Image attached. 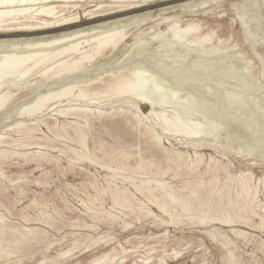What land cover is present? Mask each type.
Segmentation results:
<instances>
[{
    "label": "bare ground",
    "instance_id": "6f19581e",
    "mask_svg": "<svg viewBox=\"0 0 264 264\" xmlns=\"http://www.w3.org/2000/svg\"><path fill=\"white\" fill-rule=\"evenodd\" d=\"M85 1L86 0H0V118L3 117L4 112L8 110L9 106L12 104L13 101L23 100L21 101L22 105L21 106L19 105L20 107L18 108V110L16 108L17 110L15 112L16 114H14L13 117L11 116L7 118V119H14L13 126L10 131L15 132L17 133V135L19 134L21 136L20 140L14 141V143H15V146L20 149L19 151H22V152L13 153V152L1 150L0 148V167L11 166L14 160L13 158L15 156H18L19 158H22L25 161L26 165H29V164L35 165L36 169L42 168L46 165L56 170L61 169L62 165L59 159L50 157L48 154L42 153L40 151L30 152L29 148L31 147L33 148L34 146H39V145L42 146L44 142L46 143L47 141H49L50 143V141H53V140H50L49 137L39 138L41 128L44 126L48 129V131L52 132V134L54 135V138L59 139L60 137L62 138L64 135H66L65 137L67 138V140L71 143H74V145L77 146V148H69V151L71 152V155H72L71 158L68 160L69 168L72 169V166L75 163L76 164L77 163L79 164L89 163L90 165L99 164L100 163L99 160H102L103 162V159L108 158V159H111L110 161L113 164L118 165V166L115 165L116 167H118L117 169L126 173L128 172L127 171L128 169H131V166L126 163L131 158L135 159L134 154H132V152H130L129 150L132 146L129 149L127 148L128 149L127 151H125L126 149L123 148L124 152L122 151L120 152L123 154V156L120 158L118 157L116 153L118 152V150L116 151V149L113 148L112 146L111 148H109L110 150H107L105 148L104 143L106 144V142L102 138V136H98L94 138L93 140L94 141V144H93L94 151L99 150L101 152L100 156H97L98 154L92 151L93 149L91 151L96 153L97 155L96 154L93 156L90 155L88 151L89 149H88L87 143H88V137L91 133V128H92L94 121H98L102 125L101 127L103 128L104 133L107 134L108 136L113 137L114 140L116 139L121 140L120 139L121 135L117 131L114 132V130H117L116 126L122 125L123 124L122 122H124V124L125 122L126 123L129 122L134 127L143 129L144 135L148 136V139L146 138L144 143L146 144L148 149H150L151 151L154 150L156 152V155L162 153V156L160 155V157H163V160L159 161V158L156 157L155 159H158L159 161L158 164H154V165L152 164L149 166H145L144 159H143L144 162L137 161L135 165V169L138 171H141V170L144 171L145 178L143 177L144 179H142L139 183H136L135 180L131 179L130 177L122 176L121 177L122 183L123 184L130 183L134 187L136 192L141 193L148 200V202H150L153 205L154 209L158 210L162 215L169 217L170 221L166 222L163 219H159L157 216L153 215L154 213L152 212V210L148 209L147 206L143 205L142 203H140V205L137 204L135 200L136 198L129 192V190L119 186V184L117 183L115 179L114 174H113L114 176L110 178L111 180L107 183L108 187L101 191V193L103 194L108 193L110 195V199L113 204L111 207V211H113L116 207H118L120 208L121 215L129 219L133 217L137 221H140V224H141V221H144V220L146 221L147 218H150V220H152V224L161 223L163 225L178 226L180 224H184L185 221H188L190 223L189 225H200L201 227H205L206 230L204 232L211 239L212 243L216 245L217 247H221V249L224 250L225 254H224L223 259H224L225 264H242L241 258L236 255L235 244L237 241H242L245 245H247V243L251 242V240L248 238V234L246 233V231L239 230L236 227H245V228L257 229V230L264 229V208L261 206L262 204L258 202V196L262 191V186L264 185L261 183H263L264 181L260 179L257 184H254L253 174L250 171H244V172H240L237 179L226 180L224 184H218L221 180L220 178L222 177V176L220 177L221 172L223 171L225 172V170L223 169L224 166H222V164L218 161H213L211 158L210 162L206 164L205 167L202 168L200 166L202 165V162L204 160L203 159L204 155L198 153V151H200V149L204 147H210L211 149L217 150L216 146L211 142L214 140L209 141L211 139L209 138V136H212V135L216 136L218 135V133H220L219 131H221L220 128L223 124L221 126L219 125L221 123L219 121V118H220L219 116L222 115L223 113L225 114V112H223L222 114L219 113L220 114L219 116H218V112L216 113L217 115L215 114L218 117L217 121L220 122L219 124L217 123V125L215 126H211L208 124L203 125L202 122L198 123L199 121L191 123L190 119L187 117V112L185 110H181V111L180 109L179 111H172V110L169 111L168 110V112L172 111L170 115L169 114L165 115L164 114L165 111L162 113L160 108L162 109V107H164L163 109H166L165 107L166 103L172 99L168 100L166 96H169V95H166V96L164 94L162 95V93L165 90L163 91L159 89V91L160 90L163 91L160 94L161 91L160 92L158 91V86L156 84L163 82V80L160 79L159 81L155 82L154 80L157 77L156 76L157 74L154 75L155 73L153 74L155 76L154 80H151V78L153 79V76H152V73L150 75L149 72H152V70H157L159 73H161V75L163 74L165 76L167 74V73L164 74L165 71L166 72H169V71H167L166 69H163L164 67L162 69L161 67L155 68V69L153 68L149 69L150 67H152L151 65L150 66L148 65L149 67L145 66L147 65L145 63L149 62L150 60L149 58L147 59L142 58L144 60H141V61H139L141 57L135 61L133 59V61L131 60V62H129V66L127 67L126 66L122 67L123 64L120 65V67L117 66L111 69L102 68L104 64L97 67L98 64L103 61L102 59L109 55H110L109 59L116 58L118 54L120 53H122L120 58L124 57L125 55L126 57L132 56L131 50L135 51L136 48H142V46L144 45L145 47L147 45H150L147 43L149 41L148 39L156 40V41L164 40V41H167V43L169 41L170 44L169 43L166 44L167 46L161 45L160 47L157 48V49H164L163 52H166V55L169 49L171 48V46L173 47L177 46V48L178 47L185 48L190 53L198 52V51H202L201 53H204V51L207 48H211L210 50L216 51V50H219L221 45L224 43L223 40L221 38L214 40L215 32L213 30L208 31V32H203L202 25L199 22L196 23L195 21H189L188 23L182 24L181 20L179 19V16L177 15L176 16H166L167 14L165 13L160 14L163 17L159 18L156 24L151 25L148 29H142V27L146 25L145 22L154 20V18L152 17L148 18L149 16H151V13H142V14H139V13L151 11V9L156 6L166 7V8L160 9V11L164 12L166 10L171 9V7H168V5L171 2L185 1V0L93 1L95 5L90 10L84 9L87 5ZM215 1L216 0H200L198 1V3H196V5L195 3H188L186 5H183L181 8L197 7L199 8V11L203 10L204 12L207 13L208 12L207 9L210 7V6L208 7L207 5L208 4L213 5ZM218 1L220 2V0ZM210 8H213V7H210ZM263 10L264 9H262V11ZM135 14H139V15H135ZM251 20H254V19H251ZM251 20L249 23H251ZM239 21L243 29L247 28V22L245 21V18L243 16H240ZM89 25H92V26H89ZM162 25L165 26L166 28L164 30L158 29ZM257 26L258 24L256 25V27ZM263 37H261V35L259 34L258 35L254 34V32L251 33L250 31L248 32L245 31V40L253 48L259 45ZM214 41H216L218 45L212 44ZM145 43H147V45ZM148 47L150 48V46ZM148 47L146 48L148 49ZM226 48H228V46ZM128 52L129 53L131 52V55H127ZM145 53L146 51H144V54ZM148 53H151L152 57L153 55H158V54H152V52L150 51ZM201 53H197V54H201ZM238 55L241 56V54H238ZM244 56L245 54L243 55V57ZM162 57L163 56L161 55V60L163 61V59H165L166 57L163 59ZM132 58L134 57L132 56ZM232 58H236V57L232 56ZM119 59L115 61L116 62L115 64H119V62L117 63ZM183 59H185V57ZM241 59H242V56H241ZM124 60H125L124 62H127L126 59ZM97 62L98 64H96ZM121 62H123V60ZM184 63H186V61H184ZM199 65L200 64L196 62L195 64H193L191 68V70L193 69L192 72L195 70L194 72L196 73V76L198 75L197 73H199L200 71L202 72V70L200 69H203L202 67H198ZM241 67L243 68L242 65ZM183 68L184 67H182L181 69ZM173 70L174 69H172L170 72L172 73ZM244 70H247V69H244ZM176 73H179V72L175 70L173 72V75H175ZM193 73H190V75ZM180 74L182 73L180 72ZM184 74L185 73H183V75ZM249 75L251 76L252 74L249 73ZM173 77L174 76H172V78ZM174 79L177 80L176 75ZM227 79L229 80L228 77ZM227 79L226 81H228ZM232 79L234 78H230L231 81L230 80L229 81L231 83H234L235 79L233 80L234 82H232ZM194 80L196 81V79ZM246 80L248 79H244L243 81H246ZM187 81L189 82L188 78H187ZM179 82L182 85L186 83L185 82L183 84L182 83L184 82L183 80L182 82L181 81ZM179 82H175L176 86L178 85L177 86L178 88L181 87L179 86ZM236 82L238 83L239 81H236ZM152 83H153V89L151 91L153 94L151 96L154 95L155 97H158L159 95H162V98L163 96H165V98H167L168 100L167 102H165L166 99L164 98H163V101L158 100L159 99L158 97L157 100L160 101V103H162V104H159L158 102H156L157 100L155 101L154 97H153L154 99H152V97H149L147 93H145L148 88H151ZM241 83H242L241 85L242 88L245 87L243 86V83L245 82L241 81ZM165 84L166 83H164V85ZM193 84L194 83H192L191 85ZM247 84L245 83L244 85H247ZM191 85L189 88L191 89V91L199 87V86L196 87L195 85V88L192 90ZM222 85L220 84L217 86H222ZM217 86H215V89ZM249 86L250 85L246 86L248 88L245 87V89L247 90L244 89V91L249 92L250 90L251 92L252 88L249 89ZM201 87H205V86H201L200 84V88ZM218 88L219 87H217V89ZM29 91H32V95L34 96L31 97V94L29 93ZM195 91L197 92V90ZM248 92L247 94H245L246 92H244V94L248 96L247 101H249V95H250L248 94ZM183 94L184 93H182V95ZM251 94H254V93L251 92ZM179 96L181 97V95ZM247 96H244V97L247 98ZM192 97L194 96L192 95ZM239 97L241 96H238V98ZM200 98H202L201 95H200ZM204 100H206V98ZM200 101H202V104L204 103L203 100H200ZM200 101L199 103H201ZM110 102L119 103L121 109H119L116 112L114 110L115 112V113L113 112L114 114H111V113L106 114V112H103L100 110L102 107L99 108V105L105 104L106 106V104L107 103L109 104ZM175 102L174 104H172V106L175 105ZM197 102H198V99H197ZM177 103L179 104V102H176V104ZM235 103L237 102L235 101ZM238 103H240L242 107V103L241 102H238ZM195 104H198V103L195 102ZM209 104L211 105V103ZM142 105L147 106L149 108V111L147 113H144L141 110L140 107ZM205 105L208 106V104L206 103ZM233 105L235 107L236 104L233 103ZM213 107L215 106L213 105ZM191 109H193V107ZM197 109L195 108L194 110H197ZM176 110H178V108ZM205 110L206 108H204V111ZM223 111H224V108H223ZM225 111H228V110L226 109ZM195 112H198V111H195ZM201 113H203V110L201 111ZM204 114L202 116H206ZM207 114H209L208 111H207ZM245 114L243 116V114L241 115L239 113L240 115L239 117L242 118L243 116V118L246 119L248 113L246 116ZM251 114L252 113H250L249 115L251 116ZM202 116L199 118L201 119ZM193 117H196V115ZM255 117L254 119H256ZM207 118L211 119L212 117L210 118V115H209V117L207 116ZM221 118H223L225 122L228 121V119L225 120L226 117L225 119L223 116ZM233 118L234 117H232L231 120ZM204 119L206 120V118ZM214 119H216V117ZM214 119H213V122H214ZM249 119L253 120L251 119V117L250 118L248 117V123H251V122L253 123V121L249 122ZM236 122H234V124H238ZM242 122H240L239 125ZM218 125L220 127H218ZM124 127H126V125ZM5 129H8V128H5ZM138 130H135V132H137ZM223 131L224 130H222V132ZM245 133H247V130L245 132V130H243L242 128H239V130L236 131L234 135L237 138H242L244 137ZM134 135H131V136L133 137ZM162 135L179 136L182 139H185V141L186 140L189 141L190 142L189 145L191 146V148L196 151V155H194L195 160L189 161L190 159L187 158L188 161L183 162L184 160H186V157H187L186 156L184 158V153L179 152L176 154H172L170 152V149L166 148L161 143ZM110 139L111 138H109V140ZM135 140H138V138ZM229 140L230 139H228L227 142H229ZM230 141H232V139ZM245 141L246 140L244 141L241 140V142H245ZM60 142H62V140H60ZM14 143L11 142L10 140H5L4 136L0 135V145L6 144V146L7 145L10 146V145H13ZM116 144H117V141H116ZM124 145H125V142H124ZM124 145L122 147H124ZM127 145H125V147ZM44 146L49 147V145L47 144H44ZM133 147L135 148V146ZM246 148H249V146H247ZM140 149L142 150V148ZM134 151H138V149ZM251 151H249L251 154L248 153V151H246V153H248L247 155L249 154L252 155V153L254 152L255 154H258L256 153L257 150L255 151L253 150L254 152H251ZM147 152L148 154L146 155H150L149 154L150 152L149 151ZM240 152H242V150H240ZM148 157H152V155ZM108 159L104 161V163L105 162L109 163L107 162ZM184 166L186 167L185 175L188 178L192 177L191 179L193 180L191 181V179L189 178L190 181L185 182L182 185V187L180 186L181 188L179 189L177 188L174 189L170 187L169 184L164 181V177L166 175H169L168 174L169 172L174 171L173 176L175 177V179L176 177L180 178V174H178V171ZM101 168H105V167L103 166ZM108 169H110V171L113 170L109 167ZM123 172L122 174H125ZM129 172L131 175V171ZM207 175H210L209 177H212L211 182L209 181V179H208L209 182L208 181L206 182L200 179L201 177L207 176ZM86 178H87V183L89 185L93 186L95 184V179L93 177L86 176ZM186 178L183 180L187 181L188 178L187 179ZM195 178H199L200 180L195 181L196 180ZM228 178H229V175H228ZM11 183H14V182H11ZM14 185L15 184H13V186ZM5 190H6V187L3 186L2 182L0 181V198L4 194ZM20 193L24 194L23 192H20ZM263 193H264V190H263ZM32 204H34V202ZM87 211H88L87 213H89L90 209L88 208ZM88 216L93 221L107 222L109 224H114L117 221V219H120V217L110 212H102L96 215L90 214ZM43 217L45 218V216ZM23 218L27 222H30L29 219H26L25 217ZM5 219L6 218H4L3 215H0V237L7 236L10 233L16 234V235L19 234L20 238L16 240L14 239V243L15 245L17 244L18 246L21 245L24 248L28 246L36 247L44 242L42 238L43 233L38 232L37 229H33V228L20 229L17 227H11L6 223ZM123 222H124L123 223L124 228L128 229L130 227V223L127 221H123ZM80 224H81V221H80ZM51 225H52L51 228H54L53 227L54 225L53 224ZM216 226L226 227L229 230L223 233H220L219 231L220 229H217ZM86 227L91 231L94 229L93 226H86ZM207 227H213V229L209 230L207 229ZM229 234H233L235 236V239H236L235 242L228 239ZM103 243L104 241L101 244ZM157 243L160 244L163 250L162 253L156 251L155 247L151 248V247L145 246V247H148V249L154 250L156 252V256L155 258H152V259L140 257V261H139L134 258L137 253V251L134 250V247L131 249H127L120 242H114V239L109 238V240L106 241V244L108 245L106 252L102 254L101 256L87 262L86 264H113V263L115 264H168L167 258L169 256L164 253L165 249H167L168 247L165 237L160 238L157 241ZM80 244L81 243L78 239L76 238L73 239V243L69 246V249L67 251L60 252L56 257L52 258L51 264H59L66 259H70L74 257V252L80 249ZM94 245L95 243L86 244V246L80 250V253H83L84 251L88 252V250ZM49 246H51V244ZM261 248L262 247L258 245V249H261ZM172 251H173V254L171 255H174L173 256L174 258H178L180 256V252H175L174 249ZM12 254L13 253H11L7 249V247L4 248V246L1 247L0 245V264L7 263L10 260V257H12ZM263 254H264V251H263ZM117 258L120 259L121 261L116 262ZM179 258H181V256ZM47 260L48 259L45 257L40 262V264ZM15 264H17V262ZM69 264H82V263L76 262V263H69Z\"/></svg>",
    "mask_w": 264,
    "mask_h": 264
},
{
    "label": "rangeland",
    "instance_id": "374dc122",
    "mask_svg": "<svg viewBox=\"0 0 264 264\" xmlns=\"http://www.w3.org/2000/svg\"><path fill=\"white\" fill-rule=\"evenodd\" d=\"M93 1H106V0H86L85 2L87 3V5L84 9H87V10L92 9V7L95 5L93 3ZM198 1H200V0L176 1L177 3L171 2L168 5V7H171V9L166 10L164 12L160 11V9L166 8L163 6H156V7L152 8L151 11L141 12L139 14L151 13V16H149L148 18H151V17L154 18V20H150V21L145 22L146 25H144L142 27V29H148L151 25L156 24L158 22V19L163 17L160 14L165 13V14H167L166 16H176L177 15V16H179V19L181 20L182 24L188 23L189 21H195L196 23L199 22L202 25L203 32H208V31L213 30L215 32L214 33V36H215L214 40L221 38L224 42L221 45V47L219 48V50L212 51V50H210L211 48H207L206 49L207 52L205 50L204 53H201L202 51L190 53L185 48L181 47L182 48L181 49L179 47L177 48V46H174V47L171 46V48H170L171 50L169 49L170 52L168 51V53L166 55V52H163L164 49H157V48L160 47L161 45L164 46L168 43L170 44L169 41L167 43V41L163 40L164 41V43H163L162 40H160L161 41L160 42V41L148 39L149 41L147 43L150 45H147V43H145V44L147 45L146 47L150 46V48L148 47V49H147L144 45V46H142L143 49L142 48H136L135 51L131 50L132 56L134 58H132V56L126 57V55L124 57L120 58L122 55V53H120V54H118V56L116 58L109 59V56H110L109 55V56L103 58L102 62H100L99 64L97 62L96 64H98L97 67L104 64L102 66V68H104V69H109V68L111 69V68H114L117 66L120 67V65H122V64H123L122 67H125V66L127 67V66H129V62H131V60L133 61V59H134V61H135L141 57L139 59V61L147 59V58L150 59L149 62L150 63L152 62L151 64L149 62L145 63V64H147V65H145L146 67H149L150 65L152 66L149 69H151V68L155 69V68H159V67H161V69H162L164 67L163 69H166L167 71H169V72L165 71L164 74L167 73L168 75L166 74L164 76L162 74L163 75L162 76L161 73H159L157 70H152V72H149L150 75L152 73V76H153V79L151 78V80H154V78H155L154 75H156V74H157L156 75L157 77L154 80L155 82L159 81L160 79L163 80V82H161V83H158V84L155 83L158 86V91H159V89L166 91V92L165 91L163 92L160 90L161 91V92L159 91L160 94L163 92L162 95L163 94L165 96L169 95V96H166L168 98V100L172 99V100L168 101L167 98H165V96H163V98L166 99L165 102L168 101L169 103L168 102H167L168 104L166 103V105H167V106L165 105L166 109H163L164 107H162V109L160 108L162 113L165 111L166 112V113L164 112L165 115H168V114L170 115L172 111H179V109H180V111L185 110L187 112V117L190 119L191 123L199 121L198 123L202 122L203 125L208 124L211 126H215V125H217V123L219 124L220 122H221L219 124L220 126L223 124L220 128L221 131H219L220 133H218V135H216V136L212 135L213 137L209 136V138H211L209 141L214 140L211 142L216 146L217 150L211 149L210 147H204V148L200 149V151H198L199 154L204 155V158H203L204 163L202 162V165L200 167H202V168L205 167L206 164H208L212 158L213 161L220 162L222 164V166H224L223 169L225 170V172L223 171L224 173L221 172L220 177L221 176L222 177L220 178L221 180L218 184H224V182L226 180L237 179L240 172H244V171H250L253 174L254 184H257L260 179H262L264 181V122H263L264 121L263 120L264 119V37H263L264 36L263 35L264 34V27H263L264 26V20H263L264 19V13H263V11L264 10L262 11V9H264V8H262V7H264V0H220V2L218 0H216L218 2L215 1L213 5H211V4L207 5L208 7L209 6L213 7V8L209 7L208 9L210 11L207 9V11H208L207 13L204 12L203 10L199 11V8H197V7L181 8L183 5H186L188 3H195V5H196V3H198ZM221 1H223V2H221ZM255 2H256V4H255ZM220 5L221 6L224 5V6L221 7ZM251 5L253 8L251 7ZM158 7H159V9H158ZM256 9H257V11H256ZM185 10H187V11H185ZM258 11L260 12V14ZM252 13L254 16L252 15ZM139 14H135V15H139ZM240 16H243L245 18V21L247 22V28H245V29H243L242 26L240 25V21H239ZM251 19H254V20H251ZM250 20H251V23H249ZM254 22H255V24H254ZM257 24H258V26L256 27ZM89 26H92V25H89ZM254 27H255V29H254ZM83 28H85V27H83ZM165 28L166 27L162 25L158 29L164 30ZM245 31H247V32L250 31L251 33L254 32V34H256V35H258V34L261 35V37H263L262 38L263 41L261 40L259 45H257V47H255V48H253L245 40ZM154 41H156V42H154ZM212 44L218 45V43H216V41H214ZM229 45H230V47L232 46L233 49L235 48L236 51H235V49L233 50L232 47L230 48ZM227 46L230 49L226 48ZM137 49H139V50H137ZM183 49H185V50H183ZM152 50H154V51H152ZM160 50H161V52H160ZM144 51H146V53H145L146 55L144 54ZM147 51L152 52V54H158V55H153V57H152L151 53H148ZM155 51H157V52H155ZM231 51H233V52H231ZM131 52L130 53L128 52L129 54L127 53V55H131ZM197 53H201V54H197ZM238 54H241L242 59H241V56H239ZM244 54H245V56L243 57ZM147 55H149V56H147ZM161 55L163 56L162 59L165 57L168 58V59L165 58L167 61L165 59H163V61H162ZM232 56L236 57V58L239 57V58L238 59L232 58ZM184 57H185V59H183ZM142 58H144V59H142ZM155 58H157V59L159 58V59L157 60ZM243 58L245 59V61ZM117 59H119L117 61V63L119 62V64H115L116 63L115 61ZM124 59H126L127 62H124L125 61ZM122 60H123V62H121ZM183 60L186 61V63H184ZM195 61L198 64H200L198 67L203 68V69H200V70H202V72L200 71L201 73L200 72L197 73L200 78L198 77V75L196 76V73L194 72L195 70L193 71L194 73L192 72L193 69L191 70L193 64L196 63ZM249 61H250V63H249ZM243 62L245 63V65ZM127 63H128V65H127ZM190 65H191V67H190ZM241 65L243 66V68L241 67ZM182 67H184L185 70H184V68L181 69ZM172 69H174V70L171 73L170 71ZM244 69H247L248 71L250 70L251 72L250 71L248 72L247 70H244ZM175 70H177V72H179V73L175 74L177 80L174 79L175 75H173V72ZM183 70H184V72H183ZM245 71H247V72H245ZM180 72L182 74H180ZM183 73H185V74L183 75ZM190 73H193V74L190 75ZM249 73H251L252 75L250 76ZM185 75L186 76L188 75V76L186 77ZM170 76H171V78H170ZM172 76H174V77L172 78ZM161 77H163V78H161ZM227 77L229 78V80H230V78H234L235 80L232 79V82H234V81L235 82L231 83L230 82L231 80L229 81L227 79ZM187 78L189 79V82L187 81ZM197 78H198V80H197ZM194 79H196V81H198V82H196ZM226 79L229 82L226 81ZM242 79L243 80L248 79V80H246L247 81L246 82V81H243ZM178 80L181 82L183 80L184 81V82H182L183 84L185 82L186 83L184 85H182ZM193 80H194V82H193ZM174 81L179 82V86H181L182 88L179 87L180 88L179 89L177 87L178 85L176 86ZM236 81H239L240 83L238 82L239 83L238 84ZM241 81L245 82L246 84L248 83L247 85H244L245 83H243V86L246 87V86L250 85L249 89L252 88L251 92H253L254 94H251L250 90H249V92L244 91L245 87L242 88ZM213 82L214 83L216 82V83L214 84ZM164 83H166V84L164 85ZM189 83H191V84L194 83V84L191 85ZM198 83H199V85H198ZM200 84H201V86H205V87L200 88ZM216 84L217 85L223 84V85L217 86ZM168 85H169V87H168ZM190 85H191L192 90L195 88V85H196V87L199 86L198 87L199 90H198V88H195L193 90L194 92L191 91V89H189ZM215 86H217L219 88L217 89V87H216V89H215ZM230 86H232V87H230ZM246 88H248V87H246ZM42 89H44V88H42ZM152 89H153V83H152L151 88H148L145 93H147V95L149 97H152V99L155 98V101L158 99V97H159L158 100L163 101L162 95H159L158 97H155L154 95L151 96L153 94L151 91ZM182 89H183V91H182ZM195 90H197V92ZM245 90H247V89H245ZM198 92H200V93H198ZM244 92H246L245 94H247V92H248V94H250L249 95V101H247L248 96L245 95ZM29 93L31 94V97L34 96V95H32V91H29ZM182 93H184L183 94L184 96L182 95ZM191 93L194 97H192ZM196 94L198 95V97ZM179 95H181V97ZM200 95L203 99L200 98ZM178 96H179V98H178ZM187 96H188V98H187ZM238 96H241V97L238 98ZM244 96H247V98ZM186 98L189 100H187ZM205 98H206V100H204ZM174 99H176V100H174ZM197 99H198V102H197ZM239 99H240V101H239ZM158 100L156 102H158L159 104H162ZM200 100L204 101V103H203L204 105L202 104V101H200ZM21 101H23V100L13 101L12 104L9 106L8 110L4 112L3 117L0 118V131L3 130L2 132H4V133L0 132V135H3L5 140H10L13 143H14V141L20 140L21 136L19 134L17 135V133H15V132L10 131L12 129L14 119H7V118L11 117V116L13 117V115L16 114L15 112L22 105ZM173 101L179 102L180 105L178 103L176 104V102H175L176 106L175 105L172 106V104H174ZM183 101H184V103H183ZM199 101L201 103H199ZM235 101L237 103L241 102L242 107H241L240 103L237 104V103H235ZM191 102H192V104H191ZM195 102L198 103L199 105L195 104ZM232 102L234 104H236L235 107L239 110H237L234 107ZM205 103L208 104V106H206ZM209 103H211L212 107ZM107 104H106V106H105V104L99 105V108H101V107L103 108V109L101 108L100 110L103 112H106V114H110V113L114 114L116 111L121 109L119 103L110 102L108 105ZM186 104H188L189 106ZM213 105L216 108L213 107ZM13 106H14V108H13ZM182 106H183V108H182ZM190 107L191 108L193 107V109H191ZM16 108H17V110H16ZM140 108L144 113H147L149 111V108L147 106L142 105ZM177 108H178V110H176ZM195 108L196 109L199 108L200 110L199 109L194 110ZM204 108H206L205 111H204ZM223 108H224V111H223ZM246 108H247V110H246ZM201 109L203 110V113H201V111H202ZM226 109L228 111H225ZM244 109L246 110V112ZM114 110H115V112H114ZM168 110L169 111L172 110V111L168 112ZM248 110H250V111H248ZM195 111H198V112H195ZM207 111L209 114H207ZM238 111L241 115L243 114V116L245 113H246L245 116L248 113V115L246 117L247 120L245 118H243V116H242V118H240ZM191 112H193V113H191ZM217 112H218V116L220 114H222L223 112H225V114H226L225 115L223 113L222 115L219 116L220 122L217 121L218 120L217 119L218 117L216 116ZM228 112H229V114H228ZM249 112L252 113L251 116L249 115L250 114ZM6 114H8V115H6ZM190 114H191V116H190ZM203 114L206 116H202ZM258 114L261 116V118ZM192 115L193 116L196 115V117H193ZM209 115H210V118L212 117L211 119L207 118V116L209 117ZM255 115H256V117H255ZM201 116L203 119L199 118ZM222 116L224 117V119L226 117L225 120L228 119V121L225 122L223 120V118H221ZM253 116L256 119H254ZM191 117H193V118H191ZM215 117H216V119H214ZM232 117H234L232 119L233 121L231 120ZM248 117L249 118L251 117V119H253V120L249 119V122L253 121V123L252 122L248 123ZM204 118H206V120ZM213 119H214V122H213ZM260 119L263 121H261ZM221 120H223V121H221ZM245 120H246V122H245ZM232 122H233V124H232ZM234 122H236L238 124H234ZM240 122H242V123L239 125ZM122 123H123L122 125L116 126L117 130H114V132L117 131L121 135V138H120L122 140L121 141L118 139L114 140L113 137L105 134L103 128L101 127L102 125L98 121H94L92 128H91V133L88 137L87 145H88V149H89L88 151H89L90 155H92V156L95 155L96 153L98 154V155L96 154L97 156L101 155V152L99 150L94 151V146H93V144H94L93 140H94V138H96L98 136H102V138L105 140L106 144L104 143V145H105V148L107 150H110L109 148H111V146H112L113 148L116 149V151L118 150V152L120 153L121 151L124 152L123 151L124 149H126L125 151H127L132 146L129 150H130V152H132V154H134L135 159L131 158L126 163V164L131 166V169H128L127 170L128 172H126V173L117 169L118 167H116V166H118V165L113 164L110 161L111 159H108V158H107L108 159L107 162H109V163H106V162L104 163V161H106L107 159H103V162H102V160H99L100 161L99 164L90 165L89 163H87V164L86 163H84V164L83 163L82 164L81 163L80 164L75 163L72 166V169L69 168L68 160L72 156L71 152L69 151V148H77V146L74 145V143L69 142L67 140V138L65 137L66 135H64V133H63L64 136L62 135L63 136L62 138L61 137L59 139L54 138V135L52 134V132L48 131V129L44 126L41 128L39 138L49 137L50 140H53V141H50V143H49V141H47L46 143L44 142V144L49 145V147L44 146V144L42 146L39 145V146H34L33 148L31 147V148H29L30 152L31 151H33V152L40 151L42 153L48 154L50 157H54V158L59 159V161L62 165L61 169L56 170V169H54L50 166H47V165L42 167V168L36 169L35 165H33V164L26 165L25 161L22 158H19L18 156H15L13 158L14 160H13L11 166L0 167V181L2 182L3 186L6 187L4 194L0 198V215H3V217L6 218L5 219L6 223L11 227H17L20 229H24V228L37 229L38 232L43 233L42 238L44 240V242L42 244H40L39 246H36V247L35 246H30V247L28 246V247L24 248L23 246H21V245L18 246L17 244L15 245V243H14V239L16 240V239L20 238L19 234L16 235V234L10 233L7 236L0 237L1 247H3V246H4V248L7 247V249L11 253H13L12 257H10V260L5 264H15L16 262H17V264H40V262L45 257L48 260L41 263V264H51L52 258L56 257L60 252L67 251L69 249V246L73 243V239H75V238L78 239L81 243L80 249H78L77 251L74 252V257H72L70 259H66L59 264H69V263H76V262L86 264L87 262L101 256L102 254H104L106 252V250L108 248L106 241L109 240V238L114 239V242H120L127 249H131L134 247V250L137 251L136 256L134 258L139 260V261H140V257L152 259V258H155L156 252L154 250L148 249V247H151V248L155 247L156 251L162 253L163 250H162L160 244L157 243V241L162 237H165L166 242L168 244V247H167V249H165V252H164L166 255L169 256L167 258L168 264H225L224 259H223L224 254H225L224 250L221 249V247H217L216 245H214L212 243L211 239L204 232L206 230L205 227H201L200 225H189L190 223L188 221H185L184 224H180L178 226L163 225L161 223L152 224V220H150V218H147L146 221L145 220L141 221V224H140V221H137L133 217L131 219H129V218H125L123 215H121L120 214V208H118V207H116L113 211H111V207L113 204H112V201L110 199V195L108 193L103 194V193H101V191L108 187L107 183L111 180L110 178L115 175V179H116L117 183L119 184V186H121L122 188L128 189L129 192L136 198L135 200H136L137 204L140 205V203H142L143 205L147 206L148 209L152 210V212L154 213L153 215L157 216L159 219H163L166 222L170 221L169 217L162 215L158 210L154 209L153 205L150 202H148V200L141 193L136 192L134 187L130 183H125V184L122 183V180H121L122 176L130 177L131 179L135 180L136 183H139L142 179L145 178V172L144 171H142V170L138 171L135 169V165H136L137 161H143V159H144L145 162L144 161L143 162H144L145 166H149L152 164L153 165L158 164L159 161L163 160V157H160V155L162 156V153L157 154L158 155L157 156L156 152L154 150H152L153 151L152 152L150 149H148V147L144 143L146 138L148 139V136L144 135L142 128H136L129 122H127V123L125 122V124H124V122H122ZM224 124H226V125H224ZM230 124H232V125H230ZM250 124H251V126H250ZM5 125H6V127H5ZM125 125H126V127H124ZM219 125H218V127H220ZM254 125H255V127H254ZM259 125H260V127H259ZM224 126H225V128H224ZM5 128H8V129H5ZM239 128H242L243 130H245V132L247 130V133H245L244 137H242V138H237L234 135V133L236 131H238ZM4 129H5V131H4ZM6 130H8V131H6ZM135 130H138L140 132H138V131L135 132ZM222 130H224V131L222 132ZM104 134L106 135V137ZM134 134L135 135L137 134V135L135 136ZM131 135H134L135 138H134V136L132 137ZM136 137L138 138V140H135V139H137ZM109 138H111L113 141L111 139L109 140ZM228 139H230V140L232 139V141L229 140V142H230L229 143V142H227ZM237 139H239V140H237ZM60 140H62V142H60ZM236 140H237V142H236ZM241 140H243V141L246 140V141L241 142ZM92 141H93V143H92ZM116 141H117V144H116ZM238 141H239V143H238ZM260 141H262V142H260ZM119 142H121V143H119ZM124 142H125V145L128 144L126 147L124 145ZM111 143L112 144L114 143V144L112 145ZM161 143L166 148L170 149V152L172 154H176L179 152L184 153V158L186 156L187 157H186V160H184L183 162L188 161V159H190L189 161L195 160L194 155H196V151L191 148V146L189 145L190 144L189 141H187V140L185 141V139H182L179 136L162 135ZM13 145H10V146L7 145L6 146V144H3V145H0V148H1V150L13 152V153L14 152L15 153H21L22 152V151H19L20 149L15 146V143ZM123 145H124V147H122ZM115 146L118 148H116ZM133 146H135V148ZM247 146H249V148H246ZM38 147H40V148H38ZM121 147H122V149H121ZM140 148H142V150ZM132 149H134V150L138 149V151H134ZM91 150L96 152V153L92 152ZM146 150L150 152L149 153L150 155H146V154H148V152ZM240 150H242V152H244V153L240 152ZM253 150L254 151L257 150L256 153H258V154H255V152ZM246 151H248V153H250L249 151L254 152V153H252V155H250L251 153L249 155H247L248 153H246ZM118 152H116V153H117L118 157L121 158L123 156V154L120 153L121 154L120 155ZM142 152H143V154H142ZM173 152H175V153H173ZM193 153H195V154H193ZM151 155H152V157H148ZM153 155H154V157H153ZM156 157L159 158V161H158V159H155ZM149 159H151V160H149ZM103 163H104V165H103ZM103 166L105 168H101ZM108 167L113 169L114 171L113 170L110 171V169H108ZM84 170H86V171H84ZM118 170L121 172H119ZM129 171H131V175H130ZM122 172L125 174H122ZM133 172H134V174H133ZM132 174H133V176H132ZM168 174L169 175H166L164 177V181L166 183H168L169 186L174 188V189L181 188L185 182L190 181L189 178L190 179L192 178V177L188 178L185 175L186 174V167L185 166L178 171V174H180V178L176 177V179H175V177L173 176L174 171H171ZM128 175H130V176H128ZM228 175H229L230 179L228 178ZM4 176H6L7 178ZM86 176H91L95 179V184L93 186H91L87 183ZM209 176L210 175L203 176L200 179H202L203 181H206V182L209 179V181L211 182L212 177H209ZM46 177H47V179H46ZM184 177L188 178V179L186 178L187 181L183 180V179H185ZM195 179H196L195 181L200 180L199 178H195ZM192 180L193 179H191V181ZM19 181L20 182L22 181V182L20 183ZM11 182H14V183H11ZM13 184H15V185L17 184V185L13 186ZM261 184H264V182ZM263 187H264V185L262 186V191L258 196V202H260V204H262L261 206L264 208V205H263L264 204V193H263L264 189H263ZM93 190H94V192H93ZM6 192H7V194H6ZM20 192H23L24 194H21ZM32 201L34 202V204H32L33 203ZM88 208L90 209L89 213L91 215L100 214L102 212H110V213H113V214L117 215L118 217H120V219H117V221L114 224H109L107 222L93 221L88 216V215H90L89 213H87ZM92 213H94V214H92ZM37 215L39 218L37 217ZM40 215H42V216H40ZM43 216H45V218ZM23 217H25L26 219H29L30 222H27L26 220H24ZM80 221H81V224H80ZM123 221H127L130 223V227L128 229L124 228V224H123L124 222ZM51 224L54 225L53 226L54 228H51L52 227ZM82 226L84 229L82 228ZM86 226H93L94 229L91 231ZM132 226H133V228H132ZM216 228L220 229L219 230L220 233H223V232L229 230L228 228L221 227V226H216ZM236 228L239 230L246 231V233L248 234V238L251 240V242H248L247 245H245L242 241H237L235 244L236 255L241 258L242 264H264V254H263V251H264V229L257 230V229H250V228H245V227H236ZM207 229L212 230L213 227H207ZM228 236H229L228 237L229 240H232L234 242L236 241L235 236L233 234H229ZM103 241H104V243L101 244ZM88 243H90V244L95 243V245L92 246L88 250V252L84 251L83 253H80V250L83 249L86 246V244H88ZM50 244H51V246H49ZM258 245L261 246L262 248L258 249ZM145 246H148V247H145ZM101 249H103V250H101ZM173 249L175 250V252H180L181 258H179L180 256L178 258H174L173 257L174 255H171V254H173V251H172ZM132 259H130V260H132ZM182 259H183V261H182ZM117 261H121V260L117 258L116 262ZM113 264H115V263H113Z\"/></svg>",
    "mask_w": 264,
    "mask_h": 264
}]
</instances>
